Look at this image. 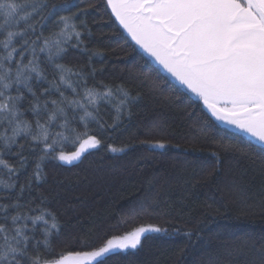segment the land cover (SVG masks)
Masks as SVG:
<instances>
[{"label": "snow or ice", "instance_id": "6c2138e0", "mask_svg": "<svg viewBox=\"0 0 264 264\" xmlns=\"http://www.w3.org/2000/svg\"><path fill=\"white\" fill-rule=\"evenodd\" d=\"M98 7L92 3L80 6L72 0H0V36L3 37L0 39V165L7 169L10 177V181L0 180L4 188H17L16 181L11 178L27 167L26 148L36 151V148L28 147L31 142H36L42 153L33 174L39 180L43 172L41 161L49 156L65 164L81 160L90 149L101 146L105 134L118 129L124 117L131 116V105L142 98V92L133 96L123 84L101 81L98 86H88L87 78L94 79L97 71L95 68L86 71L91 67V56L105 55L99 50H89L82 39L84 34L92 35L87 16ZM106 7L134 41V46L141 48L195 94L212 117L264 145V0H106ZM73 37L75 44L70 43ZM68 47L88 54L89 64L77 70L56 63L68 54ZM41 53H46V60L57 74L58 82L50 81L49 87L38 96L33 81L47 80ZM130 75L140 82L141 89L147 88L150 95L163 94L161 85L150 75L135 70H130ZM73 77L77 79L74 81ZM61 86L72 90V98L64 95ZM22 89L33 97L30 108L38 117L35 126L23 118L20 103L26 97ZM52 90L59 98L41 104L40 97L49 96ZM104 104L114 109L112 123L105 119ZM42 112H47L44 123L39 119ZM54 122L58 130L51 127ZM158 131L159 125L154 123L144 132L148 139L140 141L139 146L152 151L172 147L167 137L156 138ZM18 137L24 138L26 143H19ZM14 146L18 149L14 155L19 167L3 159ZM68 147L75 150L66 152ZM108 147L112 152L126 150ZM221 147L253 165L259 161L261 190L264 191V149L257 155L251 143L243 147L224 139ZM216 164L212 175L219 171L218 166L224 161L217 156ZM229 177L232 186L239 190L238 173L230 169ZM169 179L167 174L157 177L161 191L153 199L130 201L131 213L152 219L177 213L170 199H161ZM31 188L29 178L19 185L15 196L0 194V201H11L8 204L0 202V264H66L62 254L55 258L56 248L65 244L92 249L75 252L78 264H106L110 256L142 248L149 234L179 232L178 228L169 231L172 226L165 221L168 226L147 223L122 235L109 236L101 226L96 229L94 238H90L91 230L82 235L65 236L63 224L56 214L43 207L45 197H38L40 203L35 208L30 205L36 198L24 204L20 202L25 191L30 192ZM183 207L181 205L175 219L182 218ZM24 208L27 211H22ZM12 210L15 214L9 216ZM32 211L39 214L29 215ZM252 214L254 208L251 205L242 212V215ZM261 214L264 215V208ZM46 216L51 217V223ZM37 222L45 225L41 229L42 239L36 236ZM193 234V231L185 233L189 238ZM250 253L254 258L247 261ZM45 256L52 258L45 259ZM225 258L228 264L242 258L247 264H264V236L259 240L248 234L222 238L216 243L215 256L210 255L202 264H224Z\"/></svg>", "mask_w": 264, "mask_h": 264}, {"label": "trees", "instance_id": "16d2710c", "mask_svg": "<svg viewBox=\"0 0 264 264\" xmlns=\"http://www.w3.org/2000/svg\"><path fill=\"white\" fill-rule=\"evenodd\" d=\"M72 2H79L80 6L87 3L99 5L87 16L92 35H82L89 50L105 53L104 56H91V67L86 68V71H91L92 68L97 71L94 79L90 76L87 78L88 86H98L101 81L105 84H123L133 96L142 92V98L131 105V116L124 117L122 125L115 131L106 133L102 138V145L90 149L81 160L64 164L49 156L41 161L43 172L42 179L39 180L33 174L42 153L36 142H31L28 147L36 148V151H28L26 148L24 155L28 158L27 167L11 178L16 181L17 188L7 189L0 185V194L15 196L19 185L31 178V191L26 190L20 202L24 204L36 198L35 203L30 205L35 208L40 203L38 197H45L43 207L56 214L63 224L62 234L65 236L82 235L91 230L90 238H94L96 229L101 226L108 231L109 236L122 235L147 223L168 226L165 221L172 226L169 231L179 229L173 235L149 234L142 248L110 256L106 264H202L210 255L215 256L216 243L222 238L248 234L259 240L264 236V215L261 214V209L264 208V191L261 190L259 161L253 165L250 161L225 151L221 147V140L238 143L243 147H248L251 143L257 155L264 149V145L242 132L220 124L201 100L172 79L142 49L134 46V41L119 26L114 16L110 15L111 10L106 7V0ZM70 43H76L74 37ZM40 58L47 80L33 81L34 91L38 96L49 87L50 81L58 82L57 74L46 60V53H41ZM55 62L78 70L89 64V55L82 54L78 48L68 47V54ZM130 70L143 72L156 79L163 94L150 95L147 88L141 89L140 82L133 80ZM72 79L75 81L77 78ZM22 91L26 97L20 103L23 118L35 126L38 117L30 108L33 97L26 90ZM61 91L72 98L70 88L61 86ZM165 96L170 99L165 100ZM58 98V94L52 90L49 96L40 97V103ZM51 107L49 103V111ZM102 107L107 112L105 119L112 123L114 109L107 104ZM39 119L44 123L47 112H42ZM154 123L159 125L156 138L167 137V142L172 147L152 151L139 146L140 141L148 139L144 132ZM51 127L58 130L55 129V122ZM17 139L21 144L26 143L22 137ZM108 145L124 147L126 150L112 152ZM74 150L72 147L65 149L66 152ZM17 151L14 146L11 153L5 154L3 159L19 167L18 158L14 155ZM217 156L224 164L218 166L219 171L212 175V169L217 167ZM230 169L238 173V183L241 185L239 190L230 182ZM164 174L170 179L163 189L164 196L161 199H170L177 213L167 217L160 216L158 219L131 213L130 201L145 198L151 200L161 191L157 177ZM0 180L10 181L3 165H0ZM0 202L8 204L11 201L5 199ZM181 205L184 206L182 218L175 219ZM249 205L253 206L254 214L242 215ZM22 211H27V208ZM14 214L15 210L9 212V216ZM38 214L37 211L29 213L31 216ZM45 218L51 223V217ZM27 223L31 229V220ZM198 225L201 227L198 228ZM44 227L43 222H37V239L43 238L41 229ZM188 231L195 234L189 238L185 235ZM91 250L65 244L56 248L55 258H60L61 254L65 257L75 252ZM51 258L45 256V259ZM253 258L250 253L247 261ZM247 261L243 258L233 259L231 264H247ZM224 264H228L226 258Z\"/></svg>", "mask_w": 264, "mask_h": 264}, {"label": "rangeland", "instance_id": "374dc122", "mask_svg": "<svg viewBox=\"0 0 264 264\" xmlns=\"http://www.w3.org/2000/svg\"><path fill=\"white\" fill-rule=\"evenodd\" d=\"M141 49V48H140ZM146 53V52H144ZM147 54V53H146ZM148 55V54H147ZM149 56V55H148ZM150 57V56H149ZM157 65H159L152 57H150ZM160 66V65H159ZM161 67V66H160ZM162 68V67H161ZM163 69V68H162ZM164 70V69H163ZM165 71V70H164ZM166 72V71H165ZM167 73V72H166ZM168 74V73H167ZM170 76V74H168ZM171 77V76H170ZM172 79H174L173 77H171ZM175 80V79H174ZM176 81V80H175ZM178 82V81H176ZM179 83V82H178ZM180 84V83H179ZM183 86V85H182ZM184 87V86H183ZM185 88V87H184ZM186 89V88H185ZM189 91V90H188ZM190 92V91H189ZM194 97H196L197 99H199L195 94L191 93ZM200 100V99H199ZM203 103V102H202ZM206 108V107H205ZM207 109V108H206ZM215 118V117H214ZM216 119V118H215ZM220 124L224 125V126H227L231 129H234L236 131H239L238 129H236L234 126H231V125H228L226 123H224L223 121H219L217 120ZM240 132V131H239ZM77 161H74L73 163H75ZM63 163V162H62ZM72 163V164H73ZM65 164V163H64ZM66 264H78V260L77 258L75 257V253L73 254H70V255H66Z\"/></svg>", "mask_w": 264, "mask_h": 264}, {"label": "water", "instance_id": "95a60500", "mask_svg": "<svg viewBox=\"0 0 264 264\" xmlns=\"http://www.w3.org/2000/svg\"><path fill=\"white\" fill-rule=\"evenodd\" d=\"M245 134V133H244ZM245 135H247V134H245ZM248 136V135H247ZM248 137H250V136H248ZM251 138V137H250ZM252 139V138H251ZM253 140V139H252ZM255 141V140H254ZM256 142V141H255ZM258 143V142H257Z\"/></svg>", "mask_w": 264, "mask_h": 264}]
</instances>
